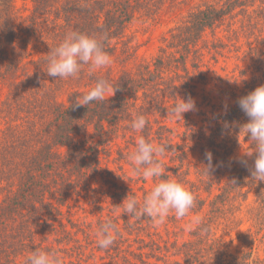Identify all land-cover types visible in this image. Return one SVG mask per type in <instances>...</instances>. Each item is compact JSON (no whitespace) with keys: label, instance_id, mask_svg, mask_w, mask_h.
<instances>
[{"label":"trees","instance_id":"trees-1","mask_svg":"<svg viewBox=\"0 0 264 264\" xmlns=\"http://www.w3.org/2000/svg\"><path fill=\"white\" fill-rule=\"evenodd\" d=\"M175 14L183 21L170 30L166 46L151 62L135 58L133 66L125 65L117 74L84 65L75 79L45 72L50 48L69 32L102 38L110 57L120 51L130 62L135 48L125 40L127 28L138 19L158 23ZM221 30L227 34L217 36ZM208 31L215 41L206 46ZM242 38L248 46V69L256 75L250 82L240 70L245 85L241 97L264 85V0H31L30 7L21 8L17 0H0V89L7 91L0 104V264H25L36 249L57 252L63 264H107V259L108 264H264V182L251 179L254 160H242L244 164L230 159L225 137L239 134V125L248 120L239 98L215 115V128L198 127L188 112L183 118L168 115L180 97L194 98L197 85L207 80L206 54L216 61L230 47L239 52ZM37 48L44 51L34 58ZM101 78L113 86L105 101L75 107L77 96ZM139 114L148 120L142 132L131 128ZM175 120L183 131L177 133L168 124ZM225 122L232 127L224 128ZM209 128L213 169L205 175V166L194 168V180L190 152L201 145V161L207 165L203 141ZM141 135L154 144H170L166 154L157 157L164 167L161 179L181 181L194 194V206L184 217L200 218L188 239L164 238L149 218L123 213L127 195L142 203L147 191L140 189L141 200L136 190L117 180L134 179H112L103 162L118 145L116 139L136 148ZM130 154L119 150L116 160ZM219 161L228 166V181L222 179V167H214ZM99 178L111 184L108 194H101L114 206L108 218L101 213L105 207L97 192ZM138 180L147 184L141 176ZM89 196L101 213L97 226L76 216ZM109 218L119 235L105 250L98 247L97 232ZM245 226L238 236L242 250L230 253L225 236Z\"/></svg>","mask_w":264,"mask_h":264},{"label":"rangeland","instance_id":"rangeland-1","mask_svg":"<svg viewBox=\"0 0 264 264\" xmlns=\"http://www.w3.org/2000/svg\"><path fill=\"white\" fill-rule=\"evenodd\" d=\"M25 5L28 7L31 6V0H17V5L21 8ZM187 9V8H186ZM184 16L186 13L183 14ZM183 16H179V14L175 15H167L158 23L146 22L142 19H138L134 21L126 30L125 40L131 42V44L135 48V57L133 60L127 61L125 60V56L121 55V52L113 57H111L110 65L96 69L102 73H107L112 71L113 74H117L120 70L125 66H133L135 58L136 62H151L156 56L159 55L161 48L166 46L164 42V38L170 36V30L175 28L182 20ZM217 31V36H224L225 31L221 30L220 35ZM215 41V36L212 32L208 31L204 38L203 44L206 46L212 45ZM228 42V40L226 41ZM242 48L238 49L239 52L235 51V48H228L224 51V54L217 56L216 61L212 60V56L206 54L205 57V70L207 73V80L204 83H199L196 88V94L194 96V100L196 103V108L193 111H189L188 113L191 117L198 123V127L203 128L206 126H210L211 128L216 127L215 115L222 114L229 110L230 106L234 105L236 99L240 98L242 95V91L244 90L243 80L244 78L240 75V70L245 74V78L252 82L254 76L256 75L252 70H249V61L244 58L246 54H244L248 50V46L246 45V40L241 39ZM44 49L37 48L33 51L32 57L37 58L43 53ZM6 88L0 89V104L6 97ZM173 128H175L178 133L180 130V124L175 121H168ZM2 125L0 124V130ZM211 128L207 129L206 139L203 141V146H206V151H210L209 137L212 133ZM206 131V130H205ZM239 135V136H238ZM229 140V153H232L230 156L231 160L242 161L248 160L253 161L255 159V154L253 156L248 157L244 153L252 151L251 142H248V137H245L243 133L237 134L236 132H232L231 134L225 135ZM221 142V139H219ZM117 146L113 147V152L110 157L104 159V168L105 170H110L113 172L112 179H116L117 176H129L134 179V181H129L124 177L123 179H117L120 183H124L127 186H130L134 190L137 191L140 199L142 200L144 197V190H140L144 188L147 191V194L153 189L156 183L159 180H155L154 178H148L147 184L143 185L141 181H139V176L135 173L132 166L128 165L126 160L117 161L116 158H119L118 151L121 150L123 152L130 151L131 153L135 151V147L127 144L121 138L116 139ZM128 148V149H127ZM201 145L194 146L192 151L190 152V162L193 164L192 168V178L196 180L194 172H196V167L205 166L202 163L203 151L201 150ZM214 158H218L214 155ZM167 162L169 159L166 160ZM126 162V163H125ZM120 166L123 167V170H120ZM195 166V167H194ZM214 167H222L223 175L222 179L224 181H228L231 173L228 166H224L222 161H219ZM98 187L99 197L102 198V205H104L105 210L101 211L102 214L106 218H108V214L110 209L113 208L112 202L107 195L102 196L103 192H108L111 190V184L104 183L102 178H99V181L96 185ZM216 192V191H215ZM207 197V195H204ZM3 196L0 195V204L2 203ZM82 205L81 208H77L75 210L77 218L82 221L92 222L94 226H97V221L99 216L101 215L98 212L94 204L92 202V196L84 199L83 202L80 203ZM110 206V207H109ZM108 207V208H107ZM122 212V209H119V213ZM175 212L172 211L166 217L165 221L159 224L158 230L161 232L162 236L167 239H171L172 241L175 239H179L180 241L184 239H188L190 237V231L195 226V223L200 218L199 215H188L187 217L177 218L175 216ZM122 224V221H121ZM246 226L242 228L240 231L233 232L227 236H225L227 249L230 253L236 254L242 250V243L239 239V233L245 232ZM138 245L134 244V248ZM105 263L111 262L110 260H105ZM163 264V263H160Z\"/></svg>","mask_w":264,"mask_h":264},{"label":"clouds","instance_id":"clouds-1","mask_svg":"<svg viewBox=\"0 0 264 264\" xmlns=\"http://www.w3.org/2000/svg\"><path fill=\"white\" fill-rule=\"evenodd\" d=\"M102 38L90 36L78 31L66 34L58 46L50 48L47 56L48 76L60 79L77 78L84 65L91 70L104 68L111 63L110 55L104 50ZM113 91V86L107 79H98L94 87L82 96H77L75 107L91 105L94 102L105 101L107 94ZM240 110L248 118L247 122L239 125V134L245 133L251 142L252 151L245 152L248 157L255 154L254 166L250 169L251 179L264 182V85H260L247 95L237 100ZM196 103L190 96L181 98L171 108L170 117L183 118L184 114L193 111ZM148 124L145 115L139 114L131 123V128L142 132ZM224 128L232 127L225 122ZM170 144H154L141 135L136 142V149L128 156L135 173L145 180L158 179L159 182L144 197L141 203L135 196H129L122 202L123 213L130 218H149L153 223H163L170 212L174 211L177 218H183L192 209L195 202L194 194L185 184L176 179H161L164 176L162 162L157 159L166 154ZM207 165L204 174L211 175L213 169V154H205ZM246 164V161H241ZM232 184L237 185L233 179ZM119 235V228L111 218L102 222L97 232V243L101 249H109ZM25 264H63V258L55 251L36 249L29 255Z\"/></svg>","mask_w":264,"mask_h":264}]
</instances>
